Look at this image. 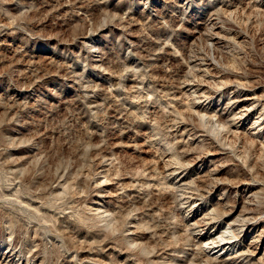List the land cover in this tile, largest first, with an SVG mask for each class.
<instances>
[{"label":"rangeland","instance_id":"374dc122","mask_svg":"<svg viewBox=\"0 0 264 264\" xmlns=\"http://www.w3.org/2000/svg\"><path fill=\"white\" fill-rule=\"evenodd\" d=\"M260 111L264 0H0V263L221 264L224 187L264 226Z\"/></svg>","mask_w":264,"mask_h":264},{"label":"bare ground","instance_id":"6f19581e","mask_svg":"<svg viewBox=\"0 0 264 264\" xmlns=\"http://www.w3.org/2000/svg\"><path fill=\"white\" fill-rule=\"evenodd\" d=\"M260 104H262L261 99H259L257 96H255L252 93H243V94L239 92L234 93L228 100L225 107L224 113H227V117L222 119L219 118L218 121L221 126L224 125L227 126L232 119H239V120L249 119V117L251 116V112L253 110H257ZM224 113H220L219 116H223ZM263 114L264 113L260 111L259 116L256 119H254L252 125L260 126L262 123L260 122V120L262 119ZM261 128L264 129V126H261ZM197 135L201 136L203 134H201L200 132ZM212 156L215 157L214 155ZM199 160L203 161V159H199ZM210 168L211 169L206 168L207 170H204L202 175H200V177H203L204 176L203 174L206 172L213 176V185L209 190H207V193L215 192L218 188L222 187L223 183L225 182L224 180L222 182V180L221 179L219 180L218 179L219 177L216 176L217 175L216 171L218 170V168L214 166ZM225 183L226 185H228L227 182ZM249 184L250 183H248L246 187L242 189L239 194L235 193L236 195L234 198V204L232 205H228L227 197L225 195L229 187L227 188L226 186L223 188L221 193L219 192V196H218L219 201L217 202V206H222L225 209V210L223 209L222 216L228 219L226 223V227L223 230H218V231L216 230L215 232L210 233L206 239H204L201 242H198L201 243L200 246H202V248L206 251V256L212 261H217L220 262L221 264H241L244 261H249V260L264 262V245L263 248L261 246V243H263L264 241V226L261 229L258 228V225L260 224L259 223L260 218L258 216H254V213L252 214V212L249 210L250 206L248 207V205L251 204L250 202L256 193V187L254 185H249ZM194 195L200 197L198 199L199 201L198 202L196 201L197 202L196 205L201 203V200L203 199V197H205L204 192L195 193ZM98 196L99 198H102L105 195L104 196L98 195ZM94 203L96 204L97 210H99L102 214L107 211L109 212V209L106 208V204L103 200L101 201L95 200ZM239 206L241 208L238 209ZM100 216L106 218V215H100ZM213 220L214 219H212V217H205L204 215H202L201 218L196 219L194 224L199 223L200 228L203 230L206 229V227L213 225L214 224ZM257 228L259 230H257ZM251 230L253 232L252 238L249 239L247 243L243 244L242 239L244 235L247 232H250ZM215 249H219V252L215 251Z\"/></svg>","mask_w":264,"mask_h":264}]
</instances>
